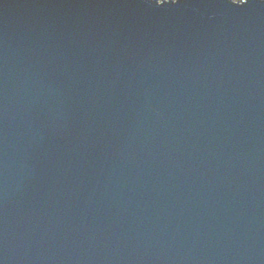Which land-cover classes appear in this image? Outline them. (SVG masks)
Masks as SVG:
<instances>
[{"label": "water", "instance_id": "obj_1", "mask_svg": "<svg viewBox=\"0 0 264 264\" xmlns=\"http://www.w3.org/2000/svg\"><path fill=\"white\" fill-rule=\"evenodd\" d=\"M169 3L0 0V264H264V2Z\"/></svg>", "mask_w": 264, "mask_h": 264}, {"label": "snow or ice", "instance_id": "obj_2", "mask_svg": "<svg viewBox=\"0 0 264 264\" xmlns=\"http://www.w3.org/2000/svg\"><path fill=\"white\" fill-rule=\"evenodd\" d=\"M152 3H154L157 6H164L166 4H173V3H169V0H163V3L160 2V0H151ZM262 2H264V0H262ZM181 3H183V0H181Z\"/></svg>", "mask_w": 264, "mask_h": 264}, {"label": "trees", "instance_id": "obj_3", "mask_svg": "<svg viewBox=\"0 0 264 264\" xmlns=\"http://www.w3.org/2000/svg\"><path fill=\"white\" fill-rule=\"evenodd\" d=\"M160 1H163V0H160ZM235 1V0H234ZM240 0H237L236 2H239ZM246 1V0H245Z\"/></svg>", "mask_w": 264, "mask_h": 264}, {"label": "rangeland", "instance_id": "obj_4", "mask_svg": "<svg viewBox=\"0 0 264 264\" xmlns=\"http://www.w3.org/2000/svg\"><path fill=\"white\" fill-rule=\"evenodd\" d=\"M235 1H237V0H235ZM239 3V2H238Z\"/></svg>", "mask_w": 264, "mask_h": 264}]
</instances>
